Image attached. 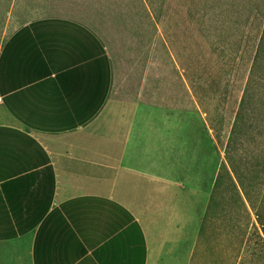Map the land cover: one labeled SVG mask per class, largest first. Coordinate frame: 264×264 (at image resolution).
Listing matches in <instances>:
<instances>
[{
	"label": "crops",
	"instance_id": "obj_1",
	"mask_svg": "<svg viewBox=\"0 0 264 264\" xmlns=\"http://www.w3.org/2000/svg\"><path fill=\"white\" fill-rule=\"evenodd\" d=\"M108 1L0 0V264H237L243 186L264 189V165L243 182L230 149L245 101L222 157L209 129L205 168L203 111L115 99Z\"/></svg>",
	"mask_w": 264,
	"mask_h": 264
},
{
	"label": "rangeland",
	"instance_id": "obj_2",
	"mask_svg": "<svg viewBox=\"0 0 264 264\" xmlns=\"http://www.w3.org/2000/svg\"><path fill=\"white\" fill-rule=\"evenodd\" d=\"M153 3L155 25L139 0H109L108 22H95V31L112 60L115 99L185 102L189 116L196 110L199 116L203 111L205 168L215 166L216 161L214 153L212 164L213 145L208 136L209 129L214 134L218 128L214 118L219 120L224 113L223 125H229L221 133L222 157L225 144L229 148L227 139L234 113L245 101L243 128L230 135V149L234 147L237 170L245 172L242 181L254 184L252 162L264 165V47L256 61L254 57L264 25L261 19L264 0H155ZM104 7L101 4V10ZM255 11H260V16L255 17ZM163 38L171 48L170 56L168 47L163 55L160 45ZM256 145L262 147L258 157L255 150L250 151V146ZM243 189L244 195L252 197L255 204H249L251 233L237 264H264V233L258 220L259 213L264 214L263 205H259L264 189L261 193L244 186Z\"/></svg>",
	"mask_w": 264,
	"mask_h": 264
},
{
	"label": "trees",
	"instance_id": "obj_3",
	"mask_svg": "<svg viewBox=\"0 0 264 264\" xmlns=\"http://www.w3.org/2000/svg\"><path fill=\"white\" fill-rule=\"evenodd\" d=\"M263 45H264V33L262 34L261 39H260V45H259V49L257 50V54L255 56V61L257 60L258 57H260V52H261V49H262ZM220 113H219V115H220ZM223 114L224 113H222V115L219 116L220 117L219 120H217V118H214V123H217L218 122V128L214 132V136L217 139L219 145L222 143L221 142V140H222L221 133L223 132L222 130H224V128H228L229 127V125H228V127H227V125L226 126L223 125V121L225 120ZM247 197H250V196L247 195ZM248 200L250 201V203L255 204V203L252 202V199L251 198H248ZM259 205H263V209H264V193H263V197H262ZM250 209H253L252 205H251ZM255 215H256V212H255ZM251 220H252L251 215L250 214H247L246 215V223H249ZM258 220H259V223L261 225L262 231L264 233V214L263 213H259Z\"/></svg>",
	"mask_w": 264,
	"mask_h": 264
}]
</instances>
